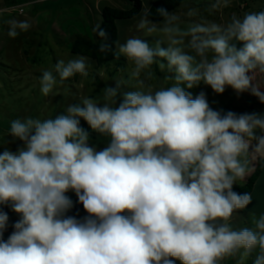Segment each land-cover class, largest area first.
I'll list each match as a JSON object with an SVG mask.
<instances>
[{
    "label": "clouds",
    "instance_id": "clouds-1",
    "mask_svg": "<svg viewBox=\"0 0 264 264\" xmlns=\"http://www.w3.org/2000/svg\"><path fill=\"white\" fill-rule=\"evenodd\" d=\"M232 6L183 0L157 8L154 21L145 2L139 35L123 42L93 28L98 51L124 57L127 76L54 117L10 121L0 140V264H264V212L234 223L253 202L234 185L253 162L264 167V113L214 110L205 91H191L231 88L264 104V10L226 18ZM6 23L13 39L33 27ZM90 67L84 55L58 59L42 70L41 95ZM75 203L86 215L70 214Z\"/></svg>",
    "mask_w": 264,
    "mask_h": 264
},
{
    "label": "rangeland",
    "instance_id": "rangeland-1",
    "mask_svg": "<svg viewBox=\"0 0 264 264\" xmlns=\"http://www.w3.org/2000/svg\"><path fill=\"white\" fill-rule=\"evenodd\" d=\"M154 1L142 0L143 6L146 2L151 7ZM190 2L194 6L203 8L211 0H190ZM0 4L7 6V8L0 10V78L3 75V80H0V97L4 93H8V91H13L17 85H20L21 88L26 85L25 90H30L31 94L37 96L39 72L41 71L42 73V70L50 68L58 59L67 61L76 57L78 54L72 53L71 47L78 35L97 40L93 28L98 23L101 24L103 22L104 7L111 6L128 10L133 6L130 0H0ZM260 10H264V0H233V6L225 10V17L227 18L232 11L242 15L246 11ZM11 18L18 20L29 19L33 22V27L29 32L21 33L15 39L10 38L7 35L8 25L6 21ZM138 18L139 16L116 22L120 42H123L129 36L139 35L135 30V22ZM209 18L217 19L218 17ZM29 37L34 40L36 46L42 45L41 48H43L38 54L37 50L31 47L32 44L28 42ZM24 47H31L28 59L36 57L43 61L40 60L41 62L38 65L30 61L29 63L23 53ZM120 61H110L103 66H99L96 60L89 58L91 67L87 78L79 75L69 78L62 85H57V95L56 98L52 99L53 101L48 97L43 108L44 111L48 112L47 118L54 117L56 113L65 111L69 104L78 103L83 97L100 98L102 95L101 91L106 86H115V82L112 79L127 76V62L117 64ZM157 74L162 75L159 72ZM201 90L207 93L210 107L214 110L233 111L235 113H264V104L248 93L237 96L231 88H226L223 94H216L210 87L203 85L191 91L195 95ZM59 97L63 98V102H60V106L55 109L54 105L59 102V100L56 101ZM11 98H5L0 103V140H3L10 126V121L14 120L13 114L21 115V118L28 117L30 114V109H26L25 105L20 107L22 103H20V106L12 103L10 101ZM97 141L93 140V142ZM99 146L103 147V144L99 142ZM11 147L15 150L16 145H11ZM257 165L258 162H253L254 171ZM246 182L240 184L242 185ZM73 194L71 192L68 193L70 197ZM252 196L253 202L245 212L234 216V223L239 227L250 226V213L255 212L259 215L264 212V167ZM12 215L17 219L15 213L12 212ZM84 215H86L85 212L80 216ZM12 231L13 229L9 227L4 234L5 240ZM229 264H232V262L230 261ZM248 264H252V261L249 260Z\"/></svg>",
    "mask_w": 264,
    "mask_h": 264
},
{
    "label": "trees",
    "instance_id": "trees-1",
    "mask_svg": "<svg viewBox=\"0 0 264 264\" xmlns=\"http://www.w3.org/2000/svg\"><path fill=\"white\" fill-rule=\"evenodd\" d=\"M130 1L133 3V6L131 9H128V10L114 8L111 6L104 7V9H103L104 20L101 23V27L104 30H106L108 37H109V42L116 41V40L119 41V30H118V26L116 24V22L118 20L133 19V18H135L141 14V11L143 8L142 0H130ZM182 2H183V0H155L150 7L151 12H152V16L150 17V19H153L154 21L160 19L155 14V10L157 8L165 7L169 11H174L179 7V5ZM6 7H7L6 5L2 6V4H0V10L4 9ZM95 38L97 39L96 41L94 39H88V38H85V37L78 35V37L75 39V41L71 47V52L74 54H78V55H84V56H87L93 60H96L99 66H103L104 64H106L110 61H115L116 59L114 58V56L111 53L105 55V54H102L98 51L99 45L102 41L100 40V38L96 34H95ZM28 42L30 44H32L31 47H34L37 50V54L43 48V47L41 48L42 45L36 46L34 43V40L31 37H29ZM30 48L24 47L23 53L26 55L28 62L30 61V62L38 65L43 60L36 58V57H34L33 59H28V56H29L28 53L30 52ZM119 60H121V61L117 62V64L124 63L126 61L124 57H120ZM42 64H44V63H42ZM45 66H47V65L45 64ZM40 74H41V71L38 74V87H37L38 88L37 89L38 95L37 96L31 94L30 90L29 91L25 90L27 87L26 85H23L22 88L20 85H17L13 89V91H8V93H4L3 96L5 98L12 97L10 99V101L12 103H15L18 106H20V103H22V105L20 107L25 105L24 107L26 109H30L29 110L30 111L29 116L34 117V118L38 117L41 119H45L48 116V112L44 111L43 108H44V106H45L44 104L47 102L46 100L48 98L43 97L39 91ZM0 80H3V75L1 76ZM3 96L0 97V103L5 99ZM27 97H29V98H27ZM50 98H51V101H53L52 99L56 98V96L50 97ZM57 100H59V102H57L54 105L55 109H57L60 106L59 105L60 102H63L62 101L63 98L59 97V99L57 98L56 101ZM31 106H33V107H31ZM225 112H227V111H225ZM11 114H13V113H11ZM13 116L15 117L13 119H17V118L22 117L21 115H15V114H13ZM4 123H5V121H4ZM82 125L85 128H88L86 125V122H82ZM89 131H91V130L89 129ZM93 140H98L100 142V144L101 143L103 144V139L98 138L96 136V134H93ZM262 168L263 167H261V165L258 163L255 171L248 177L247 182L245 184H242V185L241 184L234 185V191L241 193V194H243L245 192H249L252 194L254 192L256 183H257L258 179L260 178ZM71 198L74 202H76L77 198H76L75 194H73L71 196ZM5 211H8V214L10 216V220L14 222L16 219L13 217L12 212L9 209H5ZM77 212H79V215H81L84 212L82 205H80L79 203H75V207L70 214H76ZM244 212H245V210H243L237 214H241ZM177 264H179L178 261H177Z\"/></svg>",
    "mask_w": 264,
    "mask_h": 264
}]
</instances>
